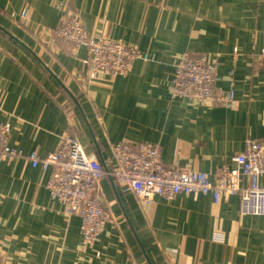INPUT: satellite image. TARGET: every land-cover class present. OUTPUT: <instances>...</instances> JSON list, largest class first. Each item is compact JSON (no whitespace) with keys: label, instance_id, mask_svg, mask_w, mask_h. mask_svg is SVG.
I'll return each mask as SVG.
<instances>
[{"label":"crops","instance_id":"obj_1","mask_svg":"<svg viewBox=\"0 0 264 264\" xmlns=\"http://www.w3.org/2000/svg\"><path fill=\"white\" fill-rule=\"evenodd\" d=\"M63 16L146 58L87 78V49L73 52L55 30ZM263 50L264 0H0V121L24 152L54 150L71 135L115 168L117 141L150 142L163 163L212 178L246 139H264ZM185 51L229 70L219 88L233 86L231 106L171 94ZM46 177L25 157L0 162V261L264 264V215H243L226 196L178 193L145 205L108 176L99 186L111 217L83 248L79 217L50 196Z\"/></svg>","mask_w":264,"mask_h":264},{"label":"built area","instance_id":"obj_2","mask_svg":"<svg viewBox=\"0 0 264 264\" xmlns=\"http://www.w3.org/2000/svg\"><path fill=\"white\" fill-rule=\"evenodd\" d=\"M57 34L69 43L71 50L87 49L83 62L86 77L98 73H126L132 61L146 58L144 53L105 35L89 36L82 22L63 16L56 27ZM264 55V50L262 51ZM229 73L216 59L205 55L182 53L174 67L171 94L195 99L201 103L231 106L235 90H226L219 83ZM9 121H0V162L25 157L30 167L47 172L45 188L52 198L61 200L69 214L79 217L80 242L90 247L100 236L111 215L102 202L99 180L108 176L124 192H132L141 204H149L157 196L171 199L178 193L209 196L218 202L222 196L237 201L243 215H264V139H246L242 151L221 162L210 177L203 169H191L178 163L166 164L160 158L156 143H135L126 139L113 145L117 162L115 168L103 167L92 152H87L79 141L65 135L54 150L40 153L24 152L10 141ZM218 239L221 237L217 236ZM0 264H12L0 261Z\"/></svg>","mask_w":264,"mask_h":264}]
</instances>
